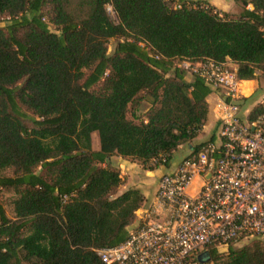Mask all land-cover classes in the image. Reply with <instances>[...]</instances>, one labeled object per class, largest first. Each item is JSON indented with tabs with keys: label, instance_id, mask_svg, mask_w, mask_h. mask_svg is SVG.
Segmentation results:
<instances>
[{
	"label": "trees",
	"instance_id": "trees-1",
	"mask_svg": "<svg viewBox=\"0 0 264 264\" xmlns=\"http://www.w3.org/2000/svg\"><path fill=\"white\" fill-rule=\"evenodd\" d=\"M231 1L236 15L204 0H0V192L16 196L13 218L0 205V264H104L97 251L126 240L144 197L118 194L111 157L167 166L207 120L211 88L176 65L229 60L264 81V0ZM206 252L264 264L259 239Z\"/></svg>",
	"mask_w": 264,
	"mask_h": 264
},
{
	"label": "built area",
	"instance_id": "built-area-1",
	"mask_svg": "<svg viewBox=\"0 0 264 264\" xmlns=\"http://www.w3.org/2000/svg\"><path fill=\"white\" fill-rule=\"evenodd\" d=\"M176 67L222 94L215 139L159 178L126 240L97 251L104 264H203L199 256L209 249L227 254L241 241L264 237V112L241 119L242 81L226 64L204 59Z\"/></svg>",
	"mask_w": 264,
	"mask_h": 264
},
{
	"label": "crops",
	"instance_id": "crops-1",
	"mask_svg": "<svg viewBox=\"0 0 264 264\" xmlns=\"http://www.w3.org/2000/svg\"><path fill=\"white\" fill-rule=\"evenodd\" d=\"M232 5H234L233 2ZM222 11L229 14L230 13L237 14V12L232 9L231 10L222 9ZM226 65L235 71L236 65L232 64L229 60H227ZM190 79L191 76L190 77L187 76V80ZM259 83L263 84L262 87L264 90V81H256V80L242 81L241 84L242 96L238 102H239V116L243 120H249L248 115L251 112V110L258 104L264 103L263 92L258 94V96H256L257 98H255L254 101H251L252 98L256 95L255 91L257 90L258 88L257 85ZM211 91L212 92L206 98V102L208 105V115H207L206 123L203 126L202 130L199 132L198 136L191 142L190 145L192 146L183 148L184 150L182 151L185 153L181 158H175V159L172 158L167 166H160L153 171H148L143 169V167L136 161L125 160L117 156L111 157L110 159L111 164L120 170V174L124 180L123 184L118 189V194L123 193L124 191L129 189H140L141 187H143L145 188V190L142 191V195L144 197V203L143 206L140 208V210L146 208L152 203L154 199L159 178L164 174L172 172L176 168V166L180 163V161L183 158L187 157L192 152V148L195 145L206 143L208 141H212L215 139L218 123L214 117V108L217 99L221 97L222 94L217 90L211 89ZM200 136L203 137V139L200 140L199 139ZM137 180L138 182L135 183V181ZM150 180L152 181L151 184H153V186L147 185L150 183ZM137 184L139 185L135 186ZM138 224H139V219L136 217L133 225L130 226L128 230L135 228Z\"/></svg>",
	"mask_w": 264,
	"mask_h": 264
},
{
	"label": "rangeland",
	"instance_id": "rangeland-1",
	"mask_svg": "<svg viewBox=\"0 0 264 264\" xmlns=\"http://www.w3.org/2000/svg\"><path fill=\"white\" fill-rule=\"evenodd\" d=\"M189 1H196V0H189ZM206 1L208 4L214 6L217 10H219L220 12H223L222 9L224 10H235L237 13L240 11L241 7L237 4H235L233 1L231 0H204ZM232 2L234 5H232ZM179 2L175 1L172 3V6L175 7L176 5H178ZM235 8V9H234ZM249 8H251V6H249ZM108 12L111 14V16L114 18V14L112 13L111 11V8H107ZM231 14V13H230ZM232 15H236V14H232ZM49 30L50 32L52 33H56V34H59L58 31H56L51 25L49 26ZM114 46H115V42L114 41H110L109 45H108V50H107V53L110 55L114 49ZM188 77H190L191 75L188 74L187 75ZM262 83V82H261ZM259 83L257 86V90L255 91V96L252 98L251 101H254L255 98H257L256 96H258V94H260L261 92L264 93V90H263V87L261 84ZM148 107V104L146 103H142L141 105V112L145 111L146 108ZM199 139H203V137H199ZM191 143L189 144H186V145H183L180 147L179 150H177L174 155H173V159L175 158H181L185 152H183L182 150H184L183 148H187V147H191L192 145H190ZM98 138H97V135L95 133L92 134V148L94 150H97L98 149ZM137 181H135V183H137ZM151 180H150V183L147 184L149 186H153V184H151ZM139 184L135 185V186H138ZM134 186V187H135ZM140 188V187H139ZM141 192L145 190V188L141 187L140 189ZM16 196L12 193V192H7V191H1L0 192V205L1 207L3 208V210L5 211V214L7 215L8 218H13L14 217V212H13V201L15 200ZM148 201V199H147ZM253 239H248V240H244V241H241L233 246H231L233 249H239L245 245H249L251 242H252ZM259 240H262L264 241V237L263 238H260Z\"/></svg>",
	"mask_w": 264,
	"mask_h": 264
},
{
	"label": "water",
	"instance_id": "water-1",
	"mask_svg": "<svg viewBox=\"0 0 264 264\" xmlns=\"http://www.w3.org/2000/svg\"><path fill=\"white\" fill-rule=\"evenodd\" d=\"M208 253L207 252H204L202 255L199 256V261L201 263H209V259H208Z\"/></svg>",
	"mask_w": 264,
	"mask_h": 264
}]
</instances>
